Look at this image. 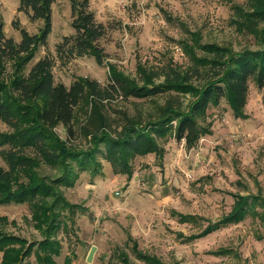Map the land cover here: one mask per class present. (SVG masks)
Wrapping results in <instances>:
<instances>
[{"label": "rangeland", "instance_id": "rangeland-1", "mask_svg": "<svg viewBox=\"0 0 264 264\" xmlns=\"http://www.w3.org/2000/svg\"><path fill=\"white\" fill-rule=\"evenodd\" d=\"M248 0H90L97 20L107 26L100 38L104 61L90 53L69 58L60 57L57 44L64 35L74 33L70 0H54L52 30L45 44H39L24 70L45 54L54 57L56 81L69 85L79 76L108 81L109 65L133 78L141 73L160 69L169 61L181 67L190 64L186 51L190 32L202 41L228 45L234 50L257 47L252 32L238 30L232 23L233 3ZM19 0H0V20L7 35L19 41L21 32L14 27L16 17L29 32L44 24L42 18L31 20L18 10ZM264 25V21L261 22ZM199 53H203L198 50ZM12 65L7 61L4 75L10 76ZM264 87L250 79L247 117H237L222 98L211 104L206 121L211 133L203 135L193 147H186L174 129L158 137L164 154L155 152L137 155L132 160L133 174L114 173L110 162L99 152L102 171L92 174L78 169L74 184L57 181L60 166L42 162L37 168L60 191L71 207L59 208L58 225L46 234L37 225L34 207L39 197L0 202V228L30 241L50 237L60 242L61 252L55 254L56 264H123L121 251L129 255V264H150L136 256L135 239L143 251L154 253L169 264H264V222L248 214L243 220L223 225L212 232L187 239L202 230L209 221L228 213L235 192L264 193ZM190 93L169 92L148 98L121 97L105 101L83 99L76 108L73 122L75 134L59 124L56 131L68 145L78 148L91 144L97 123L98 130L117 133L130 119L157 115L169 99L184 102ZM96 111L100 116L96 118ZM175 124L176 121L174 120ZM103 128V129H101ZM8 123L0 117V130L8 131ZM0 145V165L8 167ZM30 152V149H27ZM179 213H192L188 221L179 220ZM95 246L94 255H87ZM229 248L226 253L217 252ZM3 250H0V260ZM24 264H51L42 260L38 244L25 258Z\"/></svg>", "mask_w": 264, "mask_h": 264}, {"label": "trees", "instance_id": "trees-1", "mask_svg": "<svg viewBox=\"0 0 264 264\" xmlns=\"http://www.w3.org/2000/svg\"><path fill=\"white\" fill-rule=\"evenodd\" d=\"M54 0H19L18 10L24 11L31 20L42 18L43 26L36 32H29L13 19V25L21 32L19 41L7 35L0 20V117L10 129L0 130V145L8 167L0 165V202L34 199L40 202L34 207L37 225L46 234L58 225L59 208L71 207L65 196L55 189L46 175L38 171L42 162L60 166L57 177L68 186L74 184L78 169L92 174L102 171L99 152L110 162L114 173L133 174L132 160L137 155L155 152L164 154V147L158 137L174 129L177 139L184 140L186 147L195 146L199 139L211 133L210 121H206L211 104H219L225 98L237 117H247L245 106L248 101L249 81H256L264 87V0H248L247 4L233 3L232 23L238 30L252 32L258 39L257 47L234 50L228 45L202 41L195 32H190L192 43L186 41L185 48L190 55V64L181 67L169 61L160 69L141 73L143 82L109 65L108 81L101 83L95 78L79 76L69 85L56 81L53 66L54 57L45 54L25 72L26 63L31 60L39 44H45L52 30V5ZM74 33L64 35L57 44L60 57L69 58L85 53L93 54L99 62L106 55L99 43L106 35L107 26L97 20L90 0H70ZM198 50L203 53H199ZM7 61L11 62V75H4ZM190 93L192 98L185 104L169 99L155 116L130 119L123 129L113 134L95 128L87 130L91 144L78 148L68 145L56 131L62 124L75 134L73 122L76 108L83 99L105 101L115 98H148L169 92ZM264 106V93L262 97ZM100 116L96 111V118ZM176 121L174 124L173 121ZM103 129V128H101ZM27 149L31 151L28 152ZM234 201L228 213L209 223L199 232L187 235V239L204 236L231 222L243 220L248 214L264 222V193L261 187L256 192H235ZM179 220L188 221L192 213H179ZM2 215H0L1 217ZM38 244L42 260L56 264L54 255L60 254V242L50 237L30 241L18 234L0 228V250L3 256L0 264H24L25 258ZM132 249L136 256L150 264H169L154 253L143 251L134 239ZM229 248L217 252L226 253ZM123 264H129V255L120 252Z\"/></svg>", "mask_w": 264, "mask_h": 264}, {"label": "water", "instance_id": "water-1", "mask_svg": "<svg viewBox=\"0 0 264 264\" xmlns=\"http://www.w3.org/2000/svg\"><path fill=\"white\" fill-rule=\"evenodd\" d=\"M95 246L96 245H92L88 255H87V260H91L93 258V255H94V250H95Z\"/></svg>", "mask_w": 264, "mask_h": 264}]
</instances>
